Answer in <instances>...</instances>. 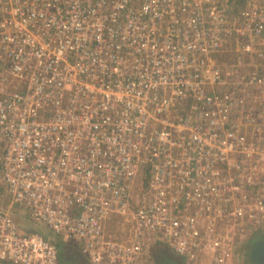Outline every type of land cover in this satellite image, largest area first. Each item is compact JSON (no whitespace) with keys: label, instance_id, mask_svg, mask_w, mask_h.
<instances>
[{"label":"built area","instance_id":"1","mask_svg":"<svg viewBox=\"0 0 264 264\" xmlns=\"http://www.w3.org/2000/svg\"><path fill=\"white\" fill-rule=\"evenodd\" d=\"M259 145L264 0H0V264H243Z\"/></svg>","mask_w":264,"mask_h":264},{"label":"trees","instance_id":"2","mask_svg":"<svg viewBox=\"0 0 264 264\" xmlns=\"http://www.w3.org/2000/svg\"><path fill=\"white\" fill-rule=\"evenodd\" d=\"M18 221H20V220H18ZM20 225L24 231L41 232L45 235V237H47L48 239L53 241L58 246V249H59L60 264H88V261L86 260V258H84V256L81 253L77 257H74L75 252H73V250H74L73 246L72 245L71 246L65 245L66 244L65 241L61 240L62 239L61 237L55 235L46 226H45V228L48 229L49 233H45L43 230V227H39L36 224L32 223L29 219H24L23 217H21ZM49 236H51V237L54 236L55 239L51 238ZM262 239H264V227H261L257 231H255V234L252 237V241L250 244L252 245L255 241L262 240ZM251 245L248 248H250ZM246 257H247V259H249L251 261V264H256V263H253L252 260L250 259V250L247 251ZM176 259H177V264H180L179 262H180L181 258L176 257Z\"/></svg>","mask_w":264,"mask_h":264},{"label":"rangeland","instance_id":"3","mask_svg":"<svg viewBox=\"0 0 264 264\" xmlns=\"http://www.w3.org/2000/svg\"><path fill=\"white\" fill-rule=\"evenodd\" d=\"M20 209V210H19ZM17 212L19 213V215L17 216L18 220L21 221V217L22 214L24 213L23 211H21V208H18ZM19 221V222H20ZM33 223V222H32ZM39 227H43V230L45 233H49L48 229L45 228L44 225H40V224H36ZM257 231V230H256ZM41 233V232H40ZM43 234V233H42ZM44 235V234H43ZM253 235V234H252ZM252 235L249 236V238H252ZM254 236V235H253ZM250 243H247L244 246V250L241 249L239 252L240 254V260H242L241 262L243 264H251V261L249 259H247L246 257V253L248 250H250V248H248V245ZM243 248V247H241ZM155 255V264H177V259L176 257L178 256L177 254H175L169 247H164L162 246V248L160 249L159 247L156 248V254ZM158 255V257H157ZM179 262V261H178ZM180 264H185L184 261H182L180 259Z\"/></svg>","mask_w":264,"mask_h":264},{"label":"water","instance_id":"4","mask_svg":"<svg viewBox=\"0 0 264 264\" xmlns=\"http://www.w3.org/2000/svg\"><path fill=\"white\" fill-rule=\"evenodd\" d=\"M250 259L253 263L264 264V239L255 241L251 245Z\"/></svg>","mask_w":264,"mask_h":264},{"label":"crops","instance_id":"5","mask_svg":"<svg viewBox=\"0 0 264 264\" xmlns=\"http://www.w3.org/2000/svg\"><path fill=\"white\" fill-rule=\"evenodd\" d=\"M22 217L24 218V219H29L28 218V214L27 213H23L22 214ZM30 220V219H29ZM255 234V233H254ZM253 234V235H254ZM253 235H252V237H253ZM49 237H51V236H49ZM51 238H54L55 239V237L54 236H52ZM252 239V238H251ZM61 240H63V241H65V245H69V246H73V248H74V250H73V252H75V256L74 257H77L80 253L82 254V251H81V246H80V244L79 243H77L76 241H67V240H65V239H61ZM53 242V241H52ZM163 246V245H162ZM159 248H161V247H159ZM83 255V254H82ZM73 256V255H72ZM84 256V255H83ZM73 257V258H74ZM177 257H179V256H177ZM84 258H86L85 256H84ZM179 258H181V257H179ZM182 259V258H181ZM86 260L88 261V259L86 258ZM182 261H183V259H182ZM88 264H89V261H88Z\"/></svg>","mask_w":264,"mask_h":264},{"label":"bare ground","instance_id":"6","mask_svg":"<svg viewBox=\"0 0 264 264\" xmlns=\"http://www.w3.org/2000/svg\"><path fill=\"white\" fill-rule=\"evenodd\" d=\"M259 146H260L259 149H260V150H263L262 148H263L264 145H259ZM251 160H254V161H255V160H259L260 163L263 164V160H260V156L254 155V156H252ZM209 218H210V217H209Z\"/></svg>","mask_w":264,"mask_h":264}]
</instances>
